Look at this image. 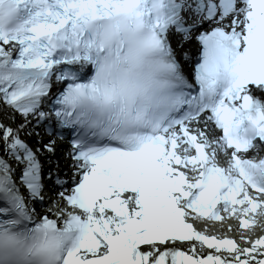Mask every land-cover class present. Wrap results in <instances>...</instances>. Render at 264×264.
<instances>
[{
    "label": "snow or ice",
    "instance_id": "6c2138e0",
    "mask_svg": "<svg viewBox=\"0 0 264 264\" xmlns=\"http://www.w3.org/2000/svg\"><path fill=\"white\" fill-rule=\"evenodd\" d=\"M0 264H264V0H0Z\"/></svg>",
    "mask_w": 264,
    "mask_h": 264
}]
</instances>
